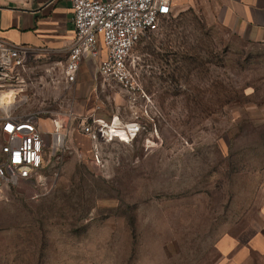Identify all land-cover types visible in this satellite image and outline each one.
Masks as SVG:
<instances>
[{
	"label": "rangeland",
	"instance_id": "obj_1",
	"mask_svg": "<svg viewBox=\"0 0 264 264\" xmlns=\"http://www.w3.org/2000/svg\"><path fill=\"white\" fill-rule=\"evenodd\" d=\"M33 65L0 116L45 111L51 138L74 109L136 137L93 142L74 124L47 190L0 187V264H264V47L190 8L132 51L129 90L97 70L69 89L59 66Z\"/></svg>",
	"mask_w": 264,
	"mask_h": 264
},
{
	"label": "built area",
	"instance_id": "obj_2",
	"mask_svg": "<svg viewBox=\"0 0 264 264\" xmlns=\"http://www.w3.org/2000/svg\"><path fill=\"white\" fill-rule=\"evenodd\" d=\"M73 10L75 40L66 59L53 62L35 53V49L0 39V98L11 94L13 102L26 98L28 77L43 59L61 69L62 83L71 89L87 61L97 64L102 85L116 83L129 90L134 81L129 59L135 47L149 35L157 33L173 16L171 0H70ZM48 58V60H47ZM45 111L22 116L7 110L0 116V187L27 182L38 191L47 190L43 170L52 161L56 176L71 150L68 145L70 129H76L91 141L130 143L136 135L125 140L114 125L94 113L74 109L54 114L53 132L41 133V115ZM121 126L125 125L120 122ZM51 189V186H49Z\"/></svg>",
	"mask_w": 264,
	"mask_h": 264
},
{
	"label": "crops",
	"instance_id": "obj_3",
	"mask_svg": "<svg viewBox=\"0 0 264 264\" xmlns=\"http://www.w3.org/2000/svg\"><path fill=\"white\" fill-rule=\"evenodd\" d=\"M171 1L174 13L198 9L210 26L221 27L235 39L264 47V0ZM0 39L35 49V53L53 62L64 61L75 40L71 1L0 0ZM94 70L97 64L87 61L78 81L91 77ZM12 98L8 94L0 104L10 106Z\"/></svg>",
	"mask_w": 264,
	"mask_h": 264
},
{
	"label": "bare ground",
	"instance_id": "obj_4",
	"mask_svg": "<svg viewBox=\"0 0 264 264\" xmlns=\"http://www.w3.org/2000/svg\"><path fill=\"white\" fill-rule=\"evenodd\" d=\"M7 96H8V95H5V96H2L1 98H4V97L7 98ZM1 98H0V102H1ZM12 101H13V98H12ZM12 101H11V103H12ZM11 103H10V104H11ZM0 106H1V107H4L5 109H8V107H9V105H7V106H3L2 104H0Z\"/></svg>",
	"mask_w": 264,
	"mask_h": 264
},
{
	"label": "trees",
	"instance_id": "obj_5",
	"mask_svg": "<svg viewBox=\"0 0 264 264\" xmlns=\"http://www.w3.org/2000/svg\"><path fill=\"white\" fill-rule=\"evenodd\" d=\"M166 21H167V20H166ZM166 21H165V22H166Z\"/></svg>",
	"mask_w": 264,
	"mask_h": 264
}]
</instances>
